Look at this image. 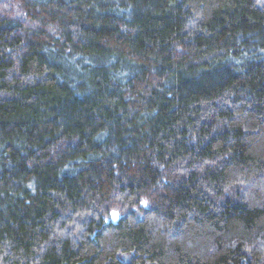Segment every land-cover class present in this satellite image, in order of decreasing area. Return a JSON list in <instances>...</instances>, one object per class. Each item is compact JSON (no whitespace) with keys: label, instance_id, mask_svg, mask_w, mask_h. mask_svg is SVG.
Listing matches in <instances>:
<instances>
[{"label":"trees","instance_id":"1","mask_svg":"<svg viewBox=\"0 0 264 264\" xmlns=\"http://www.w3.org/2000/svg\"><path fill=\"white\" fill-rule=\"evenodd\" d=\"M0 264H264V0H0Z\"/></svg>","mask_w":264,"mask_h":264},{"label":"snow or ice","instance_id":"2","mask_svg":"<svg viewBox=\"0 0 264 264\" xmlns=\"http://www.w3.org/2000/svg\"><path fill=\"white\" fill-rule=\"evenodd\" d=\"M113 216L115 217V216H116V214H115V213H113Z\"/></svg>","mask_w":264,"mask_h":264}]
</instances>
